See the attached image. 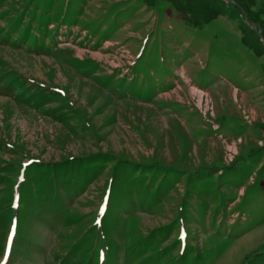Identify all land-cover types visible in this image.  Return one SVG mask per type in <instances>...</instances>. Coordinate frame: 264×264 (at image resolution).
I'll return each instance as SVG.
<instances>
[{
    "label": "rangeland",
    "instance_id": "rangeland-1",
    "mask_svg": "<svg viewBox=\"0 0 264 264\" xmlns=\"http://www.w3.org/2000/svg\"><path fill=\"white\" fill-rule=\"evenodd\" d=\"M205 2L0 0V264H264V0Z\"/></svg>",
    "mask_w": 264,
    "mask_h": 264
},
{
    "label": "trees",
    "instance_id": "trees-1",
    "mask_svg": "<svg viewBox=\"0 0 264 264\" xmlns=\"http://www.w3.org/2000/svg\"><path fill=\"white\" fill-rule=\"evenodd\" d=\"M172 3L174 2L176 5H178V8L177 9H179V12L181 13V12H183V7H185V5H188V7H189V9H195L196 11H199L200 9L202 10V8H203V12H202V14L200 15V18H199V21H207L209 18H212V17H214L216 14H218V13H220L221 11H220V7L217 5V6H211L210 4H206V2H205V0H170ZM184 1H188L187 3H184ZM190 2V3H189ZM200 2H203L204 4L203 5H201L200 4ZM173 3V4H174ZM236 5V4H235ZM242 5L241 4H238V8H240L241 10H243L242 9ZM246 11V10H245ZM245 11H243L244 12V14H245ZM264 11V10H263ZM263 11L260 9L259 10V12H262L263 13ZM246 18L248 19V22L250 21L251 22V17L250 16H248L247 14H246ZM184 19H187V20H190L191 22H194V21H192L190 18H189V16L187 15V16H185L184 17ZM244 22V21H243ZM247 22V23H248ZM249 22V23H250ZM195 23H197V22H195ZM246 23V22H245ZM246 23V24H247ZM257 23L260 25H262V23L264 24V20H262V21H257ZM263 29H264V26H263V28H262V34L260 33V34H258V36H259V38H261V40H262V42L264 43V31H263ZM255 30H256V28H255ZM257 34V33H256ZM243 41V43L244 44H246V45H248L250 48H251V50H252V52H254L256 55H261V53L263 52L264 53V47H263V50H261V48H259L258 46H256V45H253L252 43H251V40L248 38V35H244L242 38H241ZM263 43H262V45H263ZM262 66H263V75H264V59L262 60ZM63 161L64 160H67V158H63L62 159ZM60 163V162H59ZM42 164V163H41ZM51 176H49V178H50ZM45 178V180H47V176H45L44 177Z\"/></svg>",
    "mask_w": 264,
    "mask_h": 264
},
{
    "label": "water",
    "instance_id": "water-1",
    "mask_svg": "<svg viewBox=\"0 0 264 264\" xmlns=\"http://www.w3.org/2000/svg\"><path fill=\"white\" fill-rule=\"evenodd\" d=\"M244 19L246 20V16H245V14H244ZM250 24H251V23H250ZM256 31H257L258 34H260V31H259L258 29H257Z\"/></svg>",
    "mask_w": 264,
    "mask_h": 264
}]
</instances>
